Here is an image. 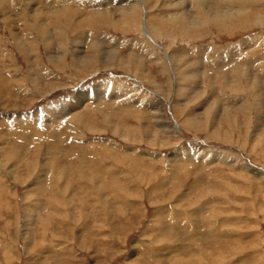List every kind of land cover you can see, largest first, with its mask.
Returning <instances> with one entry per match:
<instances>
[{"label": "rangeland", "instance_id": "obj_1", "mask_svg": "<svg viewBox=\"0 0 264 264\" xmlns=\"http://www.w3.org/2000/svg\"><path fill=\"white\" fill-rule=\"evenodd\" d=\"M52 1L0 0V264H264V0L192 32Z\"/></svg>", "mask_w": 264, "mask_h": 264}, {"label": "bare ground", "instance_id": "obj_2", "mask_svg": "<svg viewBox=\"0 0 264 264\" xmlns=\"http://www.w3.org/2000/svg\"><path fill=\"white\" fill-rule=\"evenodd\" d=\"M2 1H6V0H2ZM32 1V0H31ZM35 1V0H34ZM52 1V0H51ZM54 1V0H53ZM51 2V3H57L56 2ZM70 1V0H69ZM108 1V0H107ZM138 1L140 0H117V3H121L123 2L124 7H122L123 9L121 10H105L102 13L97 14L95 17H99L102 18L103 20H109L110 22L115 23V25H117V22L122 21L125 24L128 23L127 21H130L134 16L137 15V13L139 12L137 10L139 3ZM143 5L146 6L147 8V12H151V11H155L154 7L156 5L159 6V8L163 7V8H168V6H171L172 10H175V12L170 13L169 14V18H171L169 20V22L171 21V23H173V25L178 26L179 28H181V30L183 31H187V32H192L193 29L197 28V25H203L206 24L208 21L211 20H216L219 23L222 24V20L223 19H229L232 16L236 17L239 15H243L247 12V9H243V6H238L239 3L245 1V0H222L215 3H211V0H175V2L170 3L171 1H161V0H141ZM140 1V2H141ZM9 2V0H8ZM42 2V1H41ZM49 2V1H48ZM65 2V1H63ZM68 1H66L67 3ZM112 0H109L107 3H111ZM226 2V4H225ZM50 3V4H51ZM106 3V4H107ZM141 3V4H142ZM153 3H155L154 5H152ZM244 3V2H243ZM241 5H244V4ZM2 4V3H1ZM5 4V3H4ZM10 4V3H9ZM44 4V3H43ZM47 4V3H46ZM61 4V3H60ZM59 4V5H60ZM122 4V3H121ZM222 4V5H221ZM111 5V4H108ZM107 5V6H108ZM246 5V4H245ZM106 6V5H105ZM161 6V7H160ZM77 7V6H76ZM224 7L227 9H234V11L232 12H226V14H220V8ZM140 8V7H139ZM145 8V7H144ZM71 9V8H70ZM102 10V9H101ZM157 10V9H156ZM31 14L33 15V17L35 18V20H39L41 17H46V12L40 9H37V6H32L30 8ZM166 11V10H165ZM171 11V9H170ZM229 11V10H228ZM101 12V11H100ZM55 13H63V14H71V15H77V13H75L72 10H59ZM165 12H162V14ZM161 14V13H159ZM148 15V14H147ZM81 16V15H79ZM245 16V15H244ZM44 17V18H45ZM67 17V16H66ZM92 18H95L93 16H91ZM118 17V18H117ZM68 18V17H67ZM44 21V20H43ZM167 21V20H166ZM227 21V20H226ZM40 23V21H38ZM44 23V22H43ZM120 24V23H119ZM23 26V25H22ZM40 29L41 30H46L47 27H45L43 24H40ZM200 27V26H199ZM140 28V27H139ZM198 29V28H197ZM153 41V40H152ZM76 42V40H75ZM49 47V45H47ZM76 46V45H75ZM82 46V45H81ZM61 47V46H60ZM51 48V47H50ZM74 48V47H73ZM80 48V47H79ZM76 48L73 50V56L77 61H83L86 62L87 64L91 63L92 61H95L97 58L99 59L100 56V60L104 63L107 61H112L116 58L115 56V52L114 51H110L107 53V51L103 50L101 47H96L93 46L91 48H89L90 53L89 56H82L83 60L81 59V56H78L79 54H82L81 52L82 49L80 48ZM72 55V54H71ZM65 56L64 53L61 55V57ZM59 56H56L53 51H49V58L51 60H53L55 63L58 62V58ZM87 57V58H85ZM85 58V59H84ZM169 58V57H168ZM174 60V59H173ZM52 62V63H54ZM92 64V63H91ZM125 64V63H124ZM188 66V65H187ZM78 69V68H77ZM128 69V68H127ZM96 71V70H95ZM135 71V70H134ZM239 77V76H238ZM255 83V82H254ZM51 88V87H50ZM249 88V87H248ZM53 90V89H52ZM163 91V90H162ZM94 93H97L98 95L102 94L103 92L97 90V91H93ZM92 91H88V93L85 92H81V95L79 97L77 101V103L79 104V107L82 104V102L84 100H87L90 98L89 95H91ZM78 95V96H79ZM92 96V95H91ZM255 96V95H254ZM75 99V98H74ZM83 100V101H82ZM95 100V99H93ZM98 101V100H97ZM71 103V102H70ZM87 104V103H86ZM76 105V104H75ZM69 107V106H68ZM78 107V108H79ZM73 108V107H72ZM75 108V107H74ZM86 108V107H85ZM158 109V108H157ZM75 111V110H74ZM69 113V112H68ZM107 117V116H106ZM224 119V118H223ZM75 122V121H74ZM112 122V121H111ZM250 124V123H249ZM90 125V124H89ZM114 125V122H113ZM118 125V124H117ZM110 126V125H108ZM112 126V125H111ZM161 126H163V128L165 127L163 124H161ZM118 126H116L117 128ZM122 127V126H121ZM221 127V126H220ZM129 128V127H128ZM132 128H134L132 126ZM131 128V129H132ZM145 128V127H144ZM223 128V127H222ZM127 129V128H126ZM160 129V128H159ZM216 129V128H215ZM128 130V129H127ZM130 130V128H129ZM115 131V130H114ZM157 132V131H156ZM251 134V133H250ZM124 137V136H123ZM263 141V140H262ZM262 146V145H261ZM174 159V158H173ZM40 171V170H39ZM44 171V170H43ZM59 173V172H58ZM57 173V174H58ZM39 181V180H38ZM42 181V180H41ZM44 182V181H43ZM159 186V185H158ZM154 188V187H153ZM150 192V191H149ZM156 192V191H155ZM232 204V203H231ZM110 206V205H109ZM50 225V224H49ZM207 235V234H206ZM237 242V241H236ZM208 252V251H207ZM213 255V254H212ZM175 259V258H174Z\"/></svg>", "mask_w": 264, "mask_h": 264}]
</instances>
